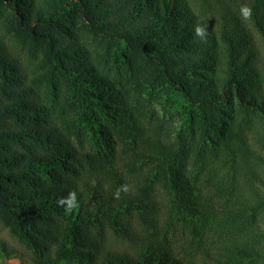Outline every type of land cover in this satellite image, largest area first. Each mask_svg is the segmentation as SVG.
<instances>
[{
    "label": "trees",
    "instance_id": "1",
    "mask_svg": "<svg viewBox=\"0 0 264 264\" xmlns=\"http://www.w3.org/2000/svg\"><path fill=\"white\" fill-rule=\"evenodd\" d=\"M0 229L33 264H264V0H0Z\"/></svg>",
    "mask_w": 264,
    "mask_h": 264
},
{
    "label": "clouds",
    "instance_id": "2",
    "mask_svg": "<svg viewBox=\"0 0 264 264\" xmlns=\"http://www.w3.org/2000/svg\"><path fill=\"white\" fill-rule=\"evenodd\" d=\"M252 9L246 5L241 6L240 8V16L242 20H248L251 18ZM194 35L200 38L201 41L206 42L210 32L208 31V26H203L199 23L194 25ZM129 191V187L127 185H121L120 188L117 189L115 193V198H119L121 193H127ZM57 205L62 207L65 213H71L73 210L79 208V202L77 200V196L75 191L69 192L67 196L61 197L57 200Z\"/></svg>",
    "mask_w": 264,
    "mask_h": 264
},
{
    "label": "rangeland",
    "instance_id": "3",
    "mask_svg": "<svg viewBox=\"0 0 264 264\" xmlns=\"http://www.w3.org/2000/svg\"><path fill=\"white\" fill-rule=\"evenodd\" d=\"M158 110L159 106L154 105ZM0 240L5 241L10 247L18 252L16 256L6 258L0 251V264H33L32 258L28 252L21 249L20 246L8 235L6 230L0 229Z\"/></svg>",
    "mask_w": 264,
    "mask_h": 264
}]
</instances>
